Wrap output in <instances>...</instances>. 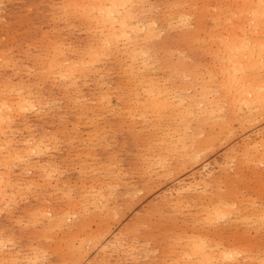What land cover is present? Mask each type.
<instances>
[{
	"label": "snow or ice",
	"instance_id": "1",
	"mask_svg": "<svg viewBox=\"0 0 264 264\" xmlns=\"http://www.w3.org/2000/svg\"><path fill=\"white\" fill-rule=\"evenodd\" d=\"M49 7L60 9L56 15L63 32H70L76 15L85 18L78 31L91 29L92 34L88 43L73 49L86 57L75 63L64 58L70 47L64 43L34 45V52L14 55L4 49L0 58L7 69L0 72V264H264V177L261 195L253 199L250 171L257 157L264 168V139L233 141L220 166L204 165L201 177L174 189L171 205L176 207L164 215L179 218L188 215L185 207L197 209V219L186 221L195 223L196 231L143 219L119 233L118 243L96 245L87 259H50L53 246H62L58 237L83 229L96 232L103 201L115 195L112 183L102 189L107 196L96 199L95 188L62 181L74 157L62 164L54 155L79 147L70 135L76 130L74 124L69 127L70 106L96 103L95 90L80 95L85 73H96L98 83L112 55L124 57L136 81L132 102L141 109L130 119L141 122L135 131L155 133L152 143L135 153L141 160L132 161L133 170L139 165L143 175L154 179L176 176L197 153L201 159L207 154L213 130L240 123L264 137V37L258 42L259 61L247 55L264 29V0H89ZM206 11L214 13L211 30L200 15ZM206 41L213 44L211 51ZM25 70L34 78H18ZM96 146L115 147L111 137H102ZM101 163L109 164L106 175H120L115 153ZM73 201H82L77 212L68 208ZM241 222L248 227L229 229Z\"/></svg>",
	"mask_w": 264,
	"mask_h": 264
},
{
	"label": "bare ground",
	"instance_id": "2",
	"mask_svg": "<svg viewBox=\"0 0 264 264\" xmlns=\"http://www.w3.org/2000/svg\"><path fill=\"white\" fill-rule=\"evenodd\" d=\"M10 1H12V0H10ZM1 2H2V0H1ZM6 2H7V0H6ZM88 2H89V0H57V5L66 4V3L86 4ZM193 2L215 4L218 2V0H193ZM56 8L58 10L57 13H59L60 9L58 7H56ZM1 11H2V9H1ZM4 13H5V11H4ZM57 13L54 12L52 14V12H51V14H52L51 15V21L55 22L56 20H60V17L58 15H56ZM200 15L206 17V23L209 25V30H211V24H212L211 17L214 15V13L211 11H206V12H201ZM53 16H55V19H53ZM3 20H5V18ZM72 20H73V26L71 27L72 29H74V28L77 29V25H81V24L85 23L84 17H80V16H76V15L72 16ZM54 29H55V27H54ZM58 30H59V28H58ZM70 31H71V29H70ZM255 31L256 30L253 29V33H255ZM48 33H50V32H48ZM83 33H84L85 37L82 40H80L78 42H74V41L67 42L65 40V38H61L60 33L55 32V34L53 35L51 32V34L53 36L48 38V40L44 41V47L51 46L54 43H64L65 45H69L70 47H68V50L64 53V58L71 59L72 62L75 63L78 59H86V57L77 56L73 52V49H75L77 45L88 43V41L86 40V37L92 34L91 29L85 30L82 32V34ZM62 34H63V31H62ZM200 34H201L200 32L196 33V35H200ZM262 37H264V29H261L260 35L254 36V52L247 53V55L249 57L254 58L255 62L259 61V45H258V42ZM206 44H207L209 51H211L213 44L208 43L207 41H206ZM29 48H30V46H29ZM12 49H13V47H12ZM11 54H9V55H11ZM1 56H2V58L4 57V55H1ZM210 58L211 57L209 56V59ZM177 59H178V57H177ZM108 62H109V65H107ZM107 63L105 65H103V67L105 68V72L100 74V75H103L105 78H104V80H101L98 83L95 82L96 81V73H94V72L85 73V75L87 76V84L81 90L80 95L82 97H87L90 95V93L93 90H95L96 95L92 96V100L96 101V103H91V102L86 101L85 102L86 106H84V107H81L80 105L73 104L70 106L68 111L70 113H72L71 116H72L73 120H72L71 125L74 124L75 128H76V130H75V132H73L74 134L72 136L76 137V140L79 143V147H80L79 152L73 154L74 155L73 161H75V164L78 163L77 165H79V167L77 169V179L73 184H76L77 181H79V184H80L82 189H84V188H95L96 193H99V195H96L95 198L99 199L100 196H107V191H102V189H105L109 183H112V184L116 185V187L114 188L115 195H113L111 200L105 199L103 201L104 208L102 209L100 214L97 217H95V219L100 222L98 224L96 232H91L87 229H83L71 237H69V236L58 237L62 246H53L52 251L54 254L51 256V259L53 261H70L73 258L87 259L89 256L90 250H93L96 245H99V244L104 243L106 241L109 243H111L112 241H116L118 243L119 241H118L117 237H118L119 233L126 231L128 226H129V225H127L123 228L121 227L122 229H120L117 233L110 235L111 237H109V233H110V231H112L111 227H110V223L112 221H114V219L117 216L118 217L120 216L121 210L123 209V208L121 209L120 207L128 208L132 204V201L134 200V198L136 199V196L138 195V193L145 192L147 190H151V188L153 186H154V188L158 187L160 185L159 184L160 180L165 179V177H158V178L154 179L150 175L145 176L142 174V169L139 167V165H137L135 170H133V164L132 163L129 165V167H127V169H124L123 164L119 160L120 158L119 159L117 158V159L119 160V166L121 169V173L119 176L111 177L109 175H106V173L109 171V164L108 163H101V162L105 161L106 158L109 156V154L113 153V152L106 153L103 157L97 158L96 153H95V149L97 148L96 147L97 141H99L102 137H108L107 133L109 130H106V128L107 127L110 128V126H111L110 123L108 124V121L105 120V118H106V117H104L105 114H110V116H114L117 118L116 123H115L116 129L121 131V132L124 131L128 134L129 143L133 147L136 148L137 153L144 151L145 150L144 145L145 144H151L152 140H153V136L155 135V133L150 134L148 132L135 131V129H137L140 126L141 122L139 120H131L130 119V117L133 114L141 111V109H140L139 105L134 104L132 102V100H133L132 89H133L136 81L134 79L130 78L132 70L130 68L126 67L124 57L113 54L112 57L107 61ZM0 67L2 68L1 65H0ZM3 70H4V68H3ZM5 70H6V68H5ZM79 71H83V70H79ZM110 71L112 72V74H114V79L113 80L110 79L111 81L108 80V77H109L108 74ZM24 74H25V72H24ZM140 75H141V78H143V74H140ZM152 75L158 76V75H162V74L161 73H153ZM111 77H113V76H111ZM33 78L34 77L27 78V79H33ZM81 83H84V82L81 81ZM88 83L91 85V87H89ZM43 87L48 88V87H50V84L45 83L43 85ZM56 91L59 92L61 90L57 89ZM105 95H107V97H108V99L106 101L104 100ZM112 98L115 99V103H114L115 105L112 104ZM121 106H123V107H121ZM71 116H68V118ZM45 119H46V117H45ZM110 119H112V118H110ZM233 119L235 120L236 118L233 117ZM100 120H102L103 122L100 123ZM80 125H83V127L87 128L86 129L87 131L85 132L86 133L85 138H83L84 134L78 135V133H79L78 130L80 128ZM112 126H114V125H112ZM111 129H113V128H111ZM116 129H114V130H116ZM247 129H250V128L246 127L240 123H233L231 126L220 128L219 130H213L212 134L214 136V140L210 143L209 147L211 148L212 146L216 145V143L220 142L221 140L229 141L234 136L235 133L243 132ZM252 129H254V128H252ZM111 132H110V134H111ZM115 135L116 134H114V136ZM111 137H112V134H111ZM258 139L260 141L261 139H264V137H261L258 134ZM259 141H257V142H259ZM204 143H209V142L205 141ZM245 143H251V142L247 140L244 142V144ZM89 145H92V147H89ZM117 146H118V144H117ZM115 147H116V145H115ZM198 147H202V145H198ZM99 149H101V148H99ZM103 150H105V149H103ZM189 151H192V149H189ZM148 154L153 155V152L151 150H148ZM116 156H118V154ZM134 160L140 161L141 157L135 155ZM201 160H203V158L201 159L197 153L194 156V158L192 159L190 167L182 166L180 169L177 170L176 176L169 175L167 178H169V177L170 178H177L178 175L185 173L188 169L193 167L195 164H197ZM63 161L65 162V160H58V162H60L62 164H63ZM159 162H160L159 159L153 160V163H159ZM261 164H262L261 159L259 157H257L255 164L250 168V171L252 172V176L254 177V180H255V187L252 189L253 199H255L256 197L261 195V186L259 185V183L261 182V178L264 177V168H262V167L260 168ZM81 168H84V169L90 168L93 171L81 175V171H80ZM74 172H76V171H74ZM130 172H131V174H137L138 175V177L140 178V184H132L129 182L128 175L131 176V174H128V173H130ZM134 177H135V175H134ZM61 180L64 182L70 183L69 182L70 180L69 181L64 180L62 177H61ZM134 181H136V180H134ZM182 181H184V180L179 181L180 185H178V187L182 185V183H181ZM131 182H133V181H131ZM183 184H185V183H183ZM172 196L170 198L162 201V203H160L159 205L150 207L149 210L145 213L144 219L155 220L157 222V225L161 226V227L166 226L170 223L176 224V225L183 224V227L185 229H191L192 231H196L197 228H196L195 223L188 224V223H186V221H188V220L195 221L197 219V217L195 215H193V213L195 211H197V209H194L191 207H185L183 210L188 215L181 216L179 218L167 217L164 215V212L166 210H174L176 207L175 205H171ZM85 199H89V197L85 196ZM81 202L82 201H73L70 205H68V208H70V210L73 212H77L80 210V203ZM258 202L259 201H257V203ZM134 203H136V202H134ZM199 210L203 211V209H199ZM130 212H131V210H130ZM252 214L257 215L258 210H252ZM138 220H141V219H138ZM138 220H136V221H138ZM124 221H126V220H124ZM247 227H248V225L245 222H241L239 224L229 225V229H235L237 231L246 229ZM114 232H115V230H114ZM258 234L259 233H257V235ZM69 241H71L72 247H69V244H68Z\"/></svg>",
	"mask_w": 264,
	"mask_h": 264
},
{
	"label": "rangeland",
	"instance_id": "3",
	"mask_svg": "<svg viewBox=\"0 0 264 264\" xmlns=\"http://www.w3.org/2000/svg\"><path fill=\"white\" fill-rule=\"evenodd\" d=\"M0 3H1L0 5L6 4L5 6L3 5L2 7H0V54L4 55V57L6 54L4 52V49H11V52L8 53L7 55L11 53H12L11 55H13L16 53L24 52L25 49L28 50V53L34 52V50L36 49L34 45H39L41 47H44V41L48 40V38L53 36L55 32L60 33L61 38H65L67 42H70V41L78 42L85 37L84 33L82 34V32L78 31V29L76 28L74 29L71 28L70 32H63L62 34V30H60V28L58 27L61 24L60 23L61 20H56L57 22L51 21V15L54 12L57 13L58 10L56 7L55 8L49 7V5H57V0H12V1L7 0V2L6 0H2V2L0 0ZM4 18L5 20H3ZM51 32L53 35L51 34ZM28 45L30 46V48L31 47L32 48L30 49ZM1 55L0 57L2 58ZM25 55L27 58H31L30 56H28L27 53ZM109 62L107 63V65H109ZM0 65L2 66V68L0 67V72L7 70V69L5 70V67H3L2 64ZM24 72L25 74L22 73L21 76H19L18 78H23V79L32 78L26 75V70ZM108 76H109L108 80L114 79V74H112L111 71L109 72ZM89 87H91L90 84H89ZM114 103H115V99L112 98V104ZM104 117H106L105 120L108 121V124L110 123L111 125L110 128L109 127L106 128V130H109L107 133V136L111 137V134H112L111 138L112 139L114 138L113 143L114 145H116V147L107 148L103 150L104 148L99 149L100 147L96 146L97 147L95 149L96 156L97 158H101L106 153L115 152L116 155L118 154L117 158L118 159L120 158L119 160L123 164L124 169H127V167H129V165L134 160L135 153H137V150L135 147H133L129 143L128 134L124 131L121 132L116 129L115 123H116L117 118L114 116H110V114H105ZM49 119L50 117L48 118L46 117V120H49ZM68 119L71 122L69 124V127H71L72 120H73L72 116L69 117ZM102 122L103 121L100 120V123ZM256 127H258V125ZM86 129L87 128L83 127V125H80V128L78 130L79 132L78 135L84 134L83 138H85L86 137L85 132L87 131ZM114 129H116L117 131ZM249 133H252V135L249 136ZM73 134L74 133H71L70 135H73ZM114 134L116 135L114 136ZM258 134L259 133L256 132L255 129H252V128L247 129L243 132H237L234 134V136L229 141L221 140L220 142L216 143V145L212 146L210 150L207 152V154L203 157V160H201L200 162L195 164L193 167L188 169L185 173L178 175L177 178L169 177V178L161 179L159 182L160 185L158 187L154 188L153 186L151 190L140 192L141 194L138 193V195L136 196V199L134 198V200L132 201V204H131L132 206L130 205L128 208L120 207L121 209L123 208L122 210L120 209L121 210L120 216L119 217L117 216L114 219V221L110 223V227L112 231H110L109 237H111L110 235L117 233L123 227L134 223L136 220L138 219L143 220L145 218L144 216L145 213L149 210L150 207L159 205L160 203H162V201L170 198L174 194V189L178 188V185H180L179 181L184 180L181 182L182 184L189 183L190 181H194L198 177H201L204 165H206L208 168H213L214 166H220L222 161H224L225 158L230 155V151L228 149H229V145H231L233 141L239 140L240 144H244V142L247 140L250 141L251 143L257 142L259 141ZM75 143L79 145L77 140ZM69 147H70L69 145L64 146L65 149H68ZM237 147H239V145H237ZM79 149L80 147H72L71 152L65 150L60 153H55L54 155L58 160H65V157H69V156L74 157L73 154L79 152ZM63 163H67V161L65 160V162L63 161ZM74 164H75V161H73V169L65 173V175L62 177L64 180H67V181L70 180L69 182L71 184H73L77 179L78 167H76V165L78 163H76L75 165ZM131 176L128 175V180L130 183L140 184V178L138 177L137 174H131ZM259 185L261 186V183H259ZM91 254H92V250H90L89 256Z\"/></svg>",
	"mask_w": 264,
	"mask_h": 264
}]
</instances>
